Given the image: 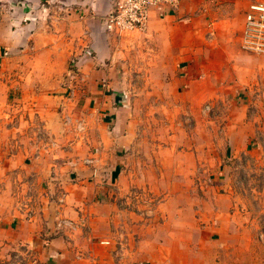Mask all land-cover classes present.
Wrapping results in <instances>:
<instances>
[{
	"label": "crops",
	"instance_id": "obj_1",
	"mask_svg": "<svg viewBox=\"0 0 264 264\" xmlns=\"http://www.w3.org/2000/svg\"><path fill=\"white\" fill-rule=\"evenodd\" d=\"M256 2L264 0H181L174 10L152 8L145 32L118 36L103 22L113 0H0V188L7 193L18 181L22 194L32 183L38 194L30 223L3 218L0 229L31 226L49 264H71L73 242L87 245L92 259L107 250L98 242L108 241L118 243L117 264H134L135 243L151 228L134 207L147 209L154 194L162 218L161 180L185 172L183 160L162 147H175L174 139H159L164 151L155 157L140 152L152 143L141 133V109H216L229 101L239 109L238 128L256 127L264 114V56L241 49L245 14ZM133 48L142 49L139 63L129 57ZM251 141L243 149L231 141V156ZM208 154L204 173L217 176L215 152Z\"/></svg>",
	"mask_w": 264,
	"mask_h": 264
},
{
	"label": "rangeland",
	"instance_id": "obj_2",
	"mask_svg": "<svg viewBox=\"0 0 264 264\" xmlns=\"http://www.w3.org/2000/svg\"><path fill=\"white\" fill-rule=\"evenodd\" d=\"M129 57L134 63L141 62L142 49L133 48ZM133 85L139 86V90L143 88V82ZM72 91L66 93V99H72ZM231 108L229 101H221L216 109H167L164 112V109L142 107L141 133L152 143L140 145V152L155 157L164 147L167 155L183 160L185 172L176 178L168 177L165 182L161 180V189L167 192L163 193L162 218L155 212L154 194H150L151 205L147 209L134 207L133 212L149 220L151 227L145 241L135 243L134 264H264V114L256 127L244 130L238 128L239 123H234L237 119L233 120L239 109ZM261 110L264 113V109ZM73 124L79 132L85 131L81 122ZM159 139L168 143L174 139L177 145L170 147L169 144L168 149L166 145L159 147ZM234 140L239 149L247 148L251 140L252 144L234 158L230 145ZM208 142L212 144L210 147ZM209 149L215 152L217 176L209 177L204 173L207 161L211 162ZM238 151L236 149V154ZM17 186L18 181L13 182L7 193L0 188V208H5L0 209V220L4 218L11 223L23 218L30 223L33 202L38 195L33 191L36 185L27 183V192L22 194ZM225 190L232 191L227 201L220 195ZM58 197L59 204H64V196L59 194ZM154 221L157 223L152 225ZM215 221L218 228L214 230L211 225ZM70 223L62 225L70 227ZM140 224H136L137 231ZM98 246L107 250L92 252L91 259L86 255L87 245L77 246L73 242L69 249L74 252L70 251L68 261L97 264V258H103V264H117L116 257L120 255L113 246L119 247L118 243L98 242ZM45 247L43 240L33 239L31 226L20 232L10 224L0 229V264H49L53 260L47 259ZM79 247L81 258L77 257Z\"/></svg>",
	"mask_w": 264,
	"mask_h": 264
},
{
	"label": "built area",
	"instance_id": "obj_3",
	"mask_svg": "<svg viewBox=\"0 0 264 264\" xmlns=\"http://www.w3.org/2000/svg\"><path fill=\"white\" fill-rule=\"evenodd\" d=\"M180 3L181 0H113L112 10L103 17L104 27L108 33L118 36L143 33L148 27L152 8L174 10ZM241 49L264 56V3L256 2L249 6L245 14Z\"/></svg>",
	"mask_w": 264,
	"mask_h": 264
}]
</instances>
